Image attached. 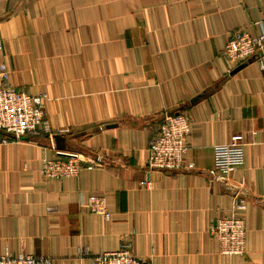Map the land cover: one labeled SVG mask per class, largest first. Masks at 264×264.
<instances>
[{
    "label": "crops",
    "instance_id": "0c3cea01",
    "mask_svg": "<svg viewBox=\"0 0 264 264\" xmlns=\"http://www.w3.org/2000/svg\"><path fill=\"white\" fill-rule=\"evenodd\" d=\"M263 21L264 0H0L10 85L45 94L53 129L68 130L0 146V255L93 264L131 240L152 264H264V70L224 56L235 31ZM174 112L191 120L193 168L149 173V142ZM234 134L245 164L214 180V147ZM59 150L103 164L46 181ZM90 195L106 196L111 221L80 213ZM236 196L247 250L231 257L210 231Z\"/></svg>",
    "mask_w": 264,
    "mask_h": 264
},
{
    "label": "built area",
    "instance_id": "2783aa9c",
    "mask_svg": "<svg viewBox=\"0 0 264 264\" xmlns=\"http://www.w3.org/2000/svg\"><path fill=\"white\" fill-rule=\"evenodd\" d=\"M0 49L2 46L0 44ZM224 56L236 69L256 59L264 70V21L260 33L252 35L247 29L235 31L224 49ZM10 71L0 63V146L20 142L24 138L46 137L55 140L56 135L68 133L53 129L45 110L46 95H30L10 85ZM192 130L191 120L184 114L165 113L155 137L149 142L147 169L153 172H175L192 169L187 160V141ZM226 144L214 147L213 179L228 180L230 174L245 164L246 142L242 134H234ZM103 164V158L85 159L76 154L57 151L52 158H45L40 175L46 181L62 182L77 178L82 170H93ZM151 182L144 181L148 186ZM81 214L91 213L111 221L112 214L107 208V198L102 195L82 196L78 202ZM247 209L246 201L236 196L233 211L220 217L211 227V235L219 243L224 256L246 254V222L238 212ZM49 212L56 211L48 208ZM88 255V252H82ZM51 259L34 255H0V264H51ZM93 264H152L149 259L135 256L131 240H125L116 252L105 253L93 259Z\"/></svg>",
    "mask_w": 264,
    "mask_h": 264
},
{
    "label": "water",
    "instance_id": "95a60500",
    "mask_svg": "<svg viewBox=\"0 0 264 264\" xmlns=\"http://www.w3.org/2000/svg\"><path fill=\"white\" fill-rule=\"evenodd\" d=\"M244 66V65H243ZM243 66H241V67H243ZM241 67H239L238 69H240ZM238 71V70H237ZM55 140H57V138L55 137Z\"/></svg>",
    "mask_w": 264,
    "mask_h": 264
}]
</instances>
